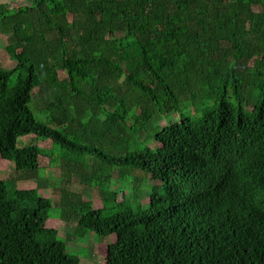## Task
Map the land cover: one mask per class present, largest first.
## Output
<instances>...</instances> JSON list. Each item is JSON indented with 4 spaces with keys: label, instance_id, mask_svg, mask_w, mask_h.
<instances>
[{
    "label": "trees",
    "instance_id": "16d2710c",
    "mask_svg": "<svg viewBox=\"0 0 264 264\" xmlns=\"http://www.w3.org/2000/svg\"><path fill=\"white\" fill-rule=\"evenodd\" d=\"M4 36L0 264H80L45 226L44 157L60 219L115 235L104 264H264V0L0 3Z\"/></svg>",
    "mask_w": 264,
    "mask_h": 264
},
{
    "label": "rangeland",
    "instance_id": "374dc122",
    "mask_svg": "<svg viewBox=\"0 0 264 264\" xmlns=\"http://www.w3.org/2000/svg\"><path fill=\"white\" fill-rule=\"evenodd\" d=\"M32 0H0L1 4H5L10 8L18 9L29 5ZM7 36H4V40L0 38V67L11 68L13 64L10 62L8 55L4 51L3 47ZM174 121L177 120V116L173 114ZM165 120L160 119L159 124L164 125ZM19 144H28L33 142V136L19 139ZM154 145V143H152ZM40 146L50 149L51 142H41ZM86 163L90 166L91 160L86 159ZM37 166L40 170V175L43 180H48L46 183L48 187L46 189H40L39 194L42 197L49 198L52 201L53 207L48 213V219L46 220V228L55 229L57 231V237L62 240L67 252L71 255L78 257L80 264H104V257L106 252V246L113 243L116 240L115 235L98 236L92 232H87L84 235L75 234V224L66 223L59 217V209L56 207L59 192L57 187L58 180L61 176V170L57 165L50 167L48 158H39ZM21 174L20 170L15 169L13 162L4 161L0 159V179L11 181L18 178ZM147 185L156 184L153 181L146 179ZM8 183V182H7ZM9 184V183H8ZM36 187V181H18L17 189H31ZM68 187L71 191L77 192L82 195L83 199L92 202L94 208L101 207V199L98 191L90 186L81 185L75 181H72ZM111 189H120L121 184L117 180V175L114 172L111 179ZM130 190H125L124 194L129 197ZM122 194L118 196V200H121ZM146 198L143 203L146 202ZM67 225V226H65Z\"/></svg>",
    "mask_w": 264,
    "mask_h": 264
},
{
    "label": "bare ground",
    "instance_id": "6f19581e",
    "mask_svg": "<svg viewBox=\"0 0 264 264\" xmlns=\"http://www.w3.org/2000/svg\"><path fill=\"white\" fill-rule=\"evenodd\" d=\"M251 155V154H250ZM197 162V161H196ZM250 162V161H249ZM243 163V162H242ZM251 163V162H250ZM238 164V163H237ZM247 165V164H246ZM231 169V168H230ZM117 175V174H116ZM227 179V178H226ZM237 181V180H236ZM236 184V183H235ZM239 184V183H238ZM234 186V185H233ZM234 188V187H233ZM243 193V192H242ZM250 198V197H249ZM257 201V200H256ZM123 203V202H122ZM119 204V203H118ZM249 204V203H248ZM253 204V203H252ZM250 205V204H249ZM255 208V207H254ZM258 208V207H257ZM247 210V209H246ZM121 212V211H120ZM263 213V212H262ZM194 214V213H193ZM254 215V214H253ZM251 216H249V218H250ZM262 217V216H261ZM243 219V218H242ZM253 220V219H252ZM212 221V220H211ZM259 221V220H258ZM260 222V221H259ZM261 222H262V220H261ZM260 222V223H261ZM248 223V222H247ZM255 223H256V221H255ZM249 225H250V223H249ZM236 226V225H235ZM239 226V225H238ZM243 229V228H242ZM254 230V229H253ZM260 230V229H259ZM247 231V230H246ZM241 232V231H240ZM249 233V232H248ZM237 236V235H236ZM263 240V239H262ZM255 242V241H254ZM195 243V242H194ZM193 243V244H194ZM260 243V242H259ZM264 250V249H263ZM210 252V251H209ZM201 254V253H200ZM199 254V255H200ZM214 256V255H213ZM197 259V258H196ZM200 260V259H199ZM218 261V260H217ZM205 263V262H204Z\"/></svg>",
    "mask_w": 264,
    "mask_h": 264
},
{
    "label": "crops",
    "instance_id": "0c3cea01",
    "mask_svg": "<svg viewBox=\"0 0 264 264\" xmlns=\"http://www.w3.org/2000/svg\"><path fill=\"white\" fill-rule=\"evenodd\" d=\"M65 226H67V225H65Z\"/></svg>",
    "mask_w": 264,
    "mask_h": 264
}]
</instances>
